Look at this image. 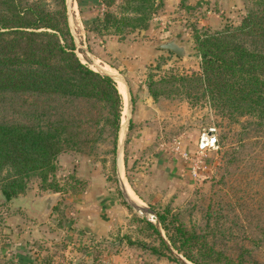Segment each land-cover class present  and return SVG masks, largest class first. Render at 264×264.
<instances>
[{
	"label": "rangeland",
	"instance_id": "rangeland-1",
	"mask_svg": "<svg viewBox=\"0 0 264 264\" xmlns=\"http://www.w3.org/2000/svg\"><path fill=\"white\" fill-rule=\"evenodd\" d=\"M251 1L185 0L180 5L179 0H162L145 29L114 36L95 31L90 23L103 12V2L63 0L77 57L100 73H108L106 66L117 72L126 85L128 110L121 114L114 154L110 140H98L91 149L57 155L53 176L61 196L44 221L39 222L24 203L4 201L0 195V264H9L12 250L30 252L31 261L41 264H182L185 259L175 251L173 261L126 242L124 236L151 245L152 237L136 219L143 215L120 198L114 156L119 158L122 182L145 208L154 212L168 208L186 228L204 233L215 248L230 256L246 248L264 264V126L247 117L229 122L200 101L191 104L162 96L153 100L145 87L149 64H160L157 74L168 69L197 71L192 28L216 30L226 22L237 23ZM43 2L52 6L50 0ZM120 2L114 0L109 9L116 11ZM172 36L193 56L179 59L155 47ZM24 106V97H0V120H25ZM196 158L205 168L195 169L192 176ZM87 192L114 198L113 234L91 236L74 227L81 210L79 198ZM26 193L39 208L45 195L56 192L40 189L38 180L31 178L17 197L24 199ZM147 216L161 231L156 218ZM115 255L121 256L118 263Z\"/></svg>",
	"mask_w": 264,
	"mask_h": 264
},
{
	"label": "trees",
	"instance_id": "trees-1",
	"mask_svg": "<svg viewBox=\"0 0 264 264\" xmlns=\"http://www.w3.org/2000/svg\"><path fill=\"white\" fill-rule=\"evenodd\" d=\"M50 1L52 6L43 0H0V97L16 95L26 103L25 120H0L4 201L22 194L31 178L42 190L60 191L53 174L55 159L64 150L91 149L98 140H110L111 153L115 151L122 112L116 84L79 60L63 0ZM100 1L105 8L90 21L92 29L114 36L145 29L162 3L121 0L112 11L114 0ZM191 38L198 70L157 74L160 64H149L148 96L200 101L229 122L247 117L264 126V0H252L237 23L226 22L216 30L193 27ZM154 213L163 234L144 216L135 217L152 243L124 236L128 244L173 261L175 251L191 264H262L249 249L230 256L215 248L168 208Z\"/></svg>",
	"mask_w": 264,
	"mask_h": 264
},
{
	"label": "crops",
	"instance_id": "crops-1",
	"mask_svg": "<svg viewBox=\"0 0 264 264\" xmlns=\"http://www.w3.org/2000/svg\"><path fill=\"white\" fill-rule=\"evenodd\" d=\"M167 1H174V0H167ZM122 108H123V103H122ZM121 119H122V116H121ZM124 184L127 186L126 182L123 183V185ZM117 191H118V188H117ZM129 191L132 194L130 189ZM132 196H133V199L136 200V202L141 204L140 206L143 205V203L137 200L133 194ZM120 198L122 199L121 195H120ZM15 199H17L16 202H18L19 204H22L23 201L25 200L27 201L26 198L23 199V196H19ZM79 199L80 201H79L78 206L79 208H81V210L77 213L76 217L74 218V223H73L74 227L76 229L84 230L85 233L90 234L91 236L93 235V236L107 237L108 235L113 234V227L115 226V219H116L113 212L117 209V204L115 203L114 198L111 196H108V194H99L97 192H89V193L87 192L86 194H82ZM112 244L113 243H109L108 245H112ZM120 245L122 246L123 244H120ZM29 253L30 252H27L25 254L22 251L14 253V250H12L11 252L12 258L8 263L9 264H41V263H36L34 260L31 261L30 259L31 256H28ZM120 257L121 256L115 255L113 259L116 263H118L117 259H119ZM70 264H76V263H74L73 261Z\"/></svg>",
	"mask_w": 264,
	"mask_h": 264
},
{
	"label": "water",
	"instance_id": "water-1",
	"mask_svg": "<svg viewBox=\"0 0 264 264\" xmlns=\"http://www.w3.org/2000/svg\"><path fill=\"white\" fill-rule=\"evenodd\" d=\"M155 47L157 49L160 50H165L170 52L171 54L175 55L177 58L179 59H184L187 57H192L193 53L189 52L188 47L185 43H179L178 39L176 36H172L171 38H164L161 41H159ZM196 56V54H194ZM102 74H107L109 76L112 77L113 76L109 73H102ZM122 80V79H121ZM122 82L124 83V81L122 80ZM125 84V83H124ZM126 88V85H125ZM119 158L116 157L115 159V176H116V183H117V188L118 191L120 193V195L122 196V199L124 201V203L131 207L132 209H134L135 211L141 213L147 220L151 221L147 215L150 216V218H156L155 217V213L151 210V209H147L145 208L143 205L140 206L139 204L132 202L131 200H129L125 194V190L123 187V182L120 178V172H119ZM61 194L56 192V193H51V194H47L45 195L41 200H40V207L37 208L35 204L31 203V195L29 193H26V198L27 201H23V203L25 204V207L27 208V210H31L33 211V213L35 214V217L38 219L39 222L44 221L48 216H50L51 210L54 206V204L57 202V200L60 198ZM33 204V205H31ZM180 263L182 264H188L187 261L183 260L180 261Z\"/></svg>",
	"mask_w": 264,
	"mask_h": 264
},
{
	"label": "bare ground",
	"instance_id": "bare-ground-1",
	"mask_svg": "<svg viewBox=\"0 0 264 264\" xmlns=\"http://www.w3.org/2000/svg\"><path fill=\"white\" fill-rule=\"evenodd\" d=\"M104 70H106L109 74H111L112 76H113V80H114V82H115V84H116V87H117V90H118V92H119V94H120V96H121V98H122V103H123V108H122V115L124 116V113H125V110L127 111L128 109H127V107H126V104H127V90H126V88H125V85L123 84V82H122V80H121V78H120V76L117 74V72L115 71V70H113V69H111L110 67H104ZM129 102V101H128ZM129 107V106H128ZM119 168H120V165H119ZM123 187H124V185H123ZM124 190H125V194H126V196H127V198L129 199V200H131L130 199V197L132 198V202H135V203H137V204H139L140 205V203H138V202H136V200L135 199H133V196H132V194L129 192V190L126 188V186L124 187ZM126 190H127V192H128V194H129V196H128V194L126 193ZM148 217V216H147Z\"/></svg>",
	"mask_w": 264,
	"mask_h": 264
},
{
	"label": "built area",
	"instance_id": "built-area-1",
	"mask_svg": "<svg viewBox=\"0 0 264 264\" xmlns=\"http://www.w3.org/2000/svg\"><path fill=\"white\" fill-rule=\"evenodd\" d=\"M174 150L177 151L178 155L184 159H188V156L185 152H180L178 151V148L177 147H174ZM196 161H197V164L194 162L190 168V173L192 174V176H195L197 173L195 171V169H204L205 168V165L196 158ZM198 162L200 164H198ZM51 264V263H50Z\"/></svg>",
	"mask_w": 264,
	"mask_h": 264
}]
</instances>
